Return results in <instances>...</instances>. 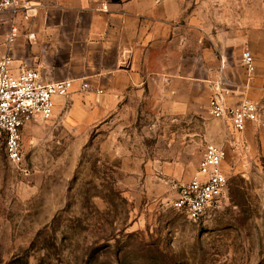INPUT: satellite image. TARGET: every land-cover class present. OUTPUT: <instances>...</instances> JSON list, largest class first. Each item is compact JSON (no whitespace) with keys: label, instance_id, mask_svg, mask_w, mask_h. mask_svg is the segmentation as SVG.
<instances>
[{"label":"rangeland","instance_id":"obj_1","mask_svg":"<svg viewBox=\"0 0 264 264\" xmlns=\"http://www.w3.org/2000/svg\"><path fill=\"white\" fill-rule=\"evenodd\" d=\"M184 2L203 34L264 25V0ZM196 98L184 115L149 98L87 128L65 124L68 105L27 124L20 164L0 150V264H264V130L234 135ZM208 143L227 188L189 222L172 202Z\"/></svg>","mask_w":264,"mask_h":264},{"label":"crops","instance_id":"obj_2","mask_svg":"<svg viewBox=\"0 0 264 264\" xmlns=\"http://www.w3.org/2000/svg\"><path fill=\"white\" fill-rule=\"evenodd\" d=\"M16 2V10L0 12V59L10 54L45 82L72 81L54 108L57 114L68 105L70 127L87 128L126 101L149 98L184 115L198 91L205 103L216 94L228 106L255 102L264 115V25L203 34L184 0ZM11 28L17 34L8 42ZM245 51L251 72L242 63ZM82 83L102 93L83 91ZM246 130L260 129L247 124L241 134Z\"/></svg>","mask_w":264,"mask_h":264},{"label":"built area","instance_id":"obj_3","mask_svg":"<svg viewBox=\"0 0 264 264\" xmlns=\"http://www.w3.org/2000/svg\"><path fill=\"white\" fill-rule=\"evenodd\" d=\"M16 8V0H0V12ZM16 34V28H11L8 42ZM241 56L247 70L253 71L250 53L245 51ZM71 85L70 80L45 82L36 69L25 64L16 66L10 54L0 59V150L9 162L21 163L23 128L35 120H51L55 99L65 96ZM80 87L86 92L102 93L86 83H82ZM207 111L212 118L225 123L234 135L243 133L247 124L264 130V115L259 104L255 102L245 101L228 106L216 94L209 99ZM233 145L236 149L246 148L242 140H235ZM226 157L224 147L213 143L206 144L193 177L178 186L172 207L189 222L204 220L222 207L228 183L224 168ZM22 172L29 173L26 168Z\"/></svg>","mask_w":264,"mask_h":264}]
</instances>
